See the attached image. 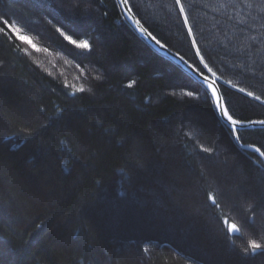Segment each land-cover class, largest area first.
I'll list each match as a JSON object with an SVG mask.
<instances>
[{"label":"trees","instance_id":"1","mask_svg":"<svg viewBox=\"0 0 264 264\" xmlns=\"http://www.w3.org/2000/svg\"><path fill=\"white\" fill-rule=\"evenodd\" d=\"M129 1L215 73L236 119L264 120V0H181L184 13L176 0ZM0 28V264H264L242 251L264 243L263 162L117 0H0ZM56 54L82 70L84 91L51 68ZM240 138L264 151V130Z\"/></svg>","mask_w":264,"mask_h":264},{"label":"water","instance_id":"2","mask_svg":"<svg viewBox=\"0 0 264 264\" xmlns=\"http://www.w3.org/2000/svg\"><path fill=\"white\" fill-rule=\"evenodd\" d=\"M124 19L126 22L133 28V30L137 33V35L145 41V43L150 46L154 51H156L158 54L172 62L174 65L179 67L181 70H183L187 75H189L192 79H194L198 84L203 86L206 91L209 93L215 109L218 113V116L221 120V122L232 132L235 143L238 145V147L243 150L244 152H248L251 154H254L257 156L264 164V156H261L259 152H256L255 149L259 148L256 145L253 144H244L241 141L240 138V132L246 131V130H264V124L259 123V121L264 120H250V121H242L243 123L241 125H237L235 131L232 130L229 122L221 115L219 110L216 108V101L212 96V91L208 87L209 83H213V86L216 88L218 95L220 96L221 102L226 103L225 96L223 94L221 81L214 77L209 72H203L199 68H197L194 64H192L190 61H188L186 58H184L182 55L178 54L168 46H166L163 42H161L146 26L145 24L140 20V18L136 15L135 11L133 10L130 1L127 0L126 3H123L122 0H117ZM142 29H146V31H142ZM149 33L151 35H149ZM156 37V39H152V37ZM159 40L160 43H157L156 41ZM204 77H208L207 80L204 79ZM227 105V103H226ZM228 107V106H227ZM229 109V108H228ZM230 112V110H229ZM231 113V112H230ZM235 118V117H234ZM237 134L239 136V139H237ZM261 150V148H259ZM262 151V150H261ZM241 233V232H240ZM240 233L232 234L229 232L230 236L237 237L240 235Z\"/></svg>","mask_w":264,"mask_h":264},{"label":"snow or ice","instance_id":"3","mask_svg":"<svg viewBox=\"0 0 264 264\" xmlns=\"http://www.w3.org/2000/svg\"><path fill=\"white\" fill-rule=\"evenodd\" d=\"M123 3H126L127 0H122ZM176 4L179 5L180 12L184 13L185 8L184 5L181 3V0H176ZM185 23L188 21L187 15L184 16ZM3 23L7 25L12 32L18 37L19 40L24 42L25 44L31 45L33 48L36 47L35 44H33L32 39L28 37L27 35L22 34V30L19 27L13 26L9 23L7 19L3 20ZM4 29L0 28V32H3ZM58 32L61 33L62 36H64L65 40H67L70 44L74 45L76 48H79L84 51L91 52L92 51V45L89 43L88 40H82L78 41L77 39H74L71 35L65 34L61 29H57ZM142 31H146V29H142ZM189 32H191V27H189ZM149 35H151L149 33ZM152 39H156V37H152ZM157 43H160L159 40L156 41ZM39 50V49H37ZM201 60H203V57H201ZM207 67V65H205ZM211 71V69H209ZM215 75V73H213ZM205 80L208 79V77H204ZM208 87L212 91V96L216 101V108L219 110L221 115L229 122L231 128L233 131H235L237 125H241L243 122L241 120H238L234 118V116L229 112V109L226 105V103L221 102L220 96L217 93L216 88L213 86V83H209ZM80 91H84L83 88L80 89ZM240 91H244L243 89H240ZM249 96H253V93L249 92L247 93ZM188 96H194L195 93L188 92ZM256 99H260V97H255ZM259 123L264 124V121H259ZM237 139H239V136L237 134ZM204 151H210L209 149H204ZM256 152H259L261 156H264V151H261L259 148L255 149ZM208 199L212 201L213 204L216 203V199L213 196H208ZM228 231L232 234H237L241 232V228L236 224H231L228 228ZM247 247L243 248L242 251L247 254L251 250V253L255 255L257 252L264 253V243H258L256 240L249 239L246 241ZM146 251V250H145Z\"/></svg>","mask_w":264,"mask_h":264},{"label":"rangeland","instance_id":"4","mask_svg":"<svg viewBox=\"0 0 264 264\" xmlns=\"http://www.w3.org/2000/svg\"><path fill=\"white\" fill-rule=\"evenodd\" d=\"M66 42L69 45H71V47L73 49H75L77 51H84V50H81L79 48H76L74 45L70 44L67 40H66ZM51 57H52L51 58L52 61L50 62V64H52L51 65V68L53 70H56L57 73L63 74L64 75V79H66V82L69 83V85L71 84L76 90H80L81 88H83L85 90L86 87L84 86V84H85L84 74L82 73V70H80V68L76 64H74L73 62H71L70 60H68V58H66L64 56H61L59 54L52 55ZM214 77L218 78L215 75H214ZM190 230L191 231L189 232V235L190 234L192 235V233H195L196 232L193 229H190ZM210 232L211 231H208V233H210ZM212 236H215V235L212 234ZM219 249H220V247H219Z\"/></svg>","mask_w":264,"mask_h":264}]
</instances>
